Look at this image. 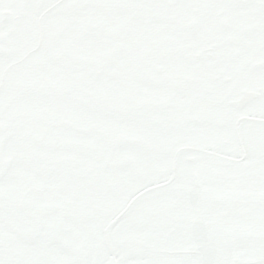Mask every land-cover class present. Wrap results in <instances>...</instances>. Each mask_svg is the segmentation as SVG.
<instances>
[{
	"label": "snow or ice",
	"instance_id": "obj_1",
	"mask_svg": "<svg viewBox=\"0 0 264 264\" xmlns=\"http://www.w3.org/2000/svg\"><path fill=\"white\" fill-rule=\"evenodd\" d=\"M0 264H264V0H0Z\"/></svg>",
	"mask_w": 264,
	"mask_h": 264
}]
</instances>
